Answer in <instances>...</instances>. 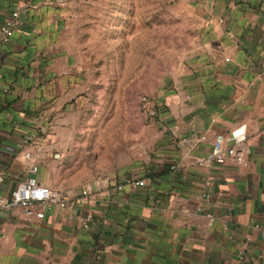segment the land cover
Listing matches in <instances>:
<instances>
[{"label": "crops", "instance_id": "1", "mask_svg": "<svg viewBox=\"0 0 264 264\" xmlns=\"http://www.w3.org/2000/svg\"><path fill=\"white\" fill-rule=\"evenodd\" d=\"M191 1L199 36L153 101L159 117L138 130L131 167L97 177L76 155L84 80L59 51L58 0H0V27L13 12L24 24L0 55V196L30 178L97 192L43 220L0 210V264H264V0ZM240 125L248 167L171 170L192 130L204 155ZM127 177L146 187L117 192Z\"/></svg>", "mask_w": 264, "mask_h": 264}, {"label": "rangeland", "instance_id": "2", "mask_svg": "<svg viewBox=\"0 0 264 264\" xmlns=\"http://www.w3.org/2000/svg\"><path fill=\"white\" fill-rule=\"evenodd\" d=\"M191 2L58 0L59 51L84 80L76 155L97 177L130 166L138 130L149 121L141 98L156 100L193 51L199 34Z\"/></svg>", "mask_w": 264, "mask_h": 264}, {"label": "built area", "instance_id": "3", "mask_svg": "<svg viewBox=\"0 0 264 264\" xmlns=\"http://www.w3.org/2000/svg\"><path fill=\"white\" fill-rule=\"evenodd\" d=\"M23 25L20 14L18 12H13L10 18L0 27V55L3 53L5 46L11 41L14 32L23 27ZM140 102L143 113L149 120L153 121L154 118L159 117L160 108H158V105L154 104L150 98L143 97ZM49 122L50 121L44 120L43 123L46 124L45 126H48ZM262 133H264V131ZM32 140L33 137L28 138L26 143H31ZM246 142V127L240 125L228 134L216 136L213 140L212 148L207 154L197 155L196 151L208 143V138L192 130L188 139L181 140V143L187 144V147L180 150L179 160L171 166V170L175 171L179 168L211 169L213 167L225 165L230 159L234 160L238 167L246 168L249 165V150ZM25 157L29 159L31 155L28 153ZM37 171V166L31 168L32 174L35 175ZM4 182L5 176L0 172V184ZM115 187L117 192H122L125 188L137 190L145 188L146 181L138 180L134 177H127L121 184ZM96 196L97 192L91 184H86L75 192L70 190L59 191L43 186L35 178H30L20 183L10 197L0 196V210L21 209L24 210L28 216H34L38 220H43L47 213L56 208L69 210L75 203H80L82 206L94 204V202L96 203ZM198 211L203 212L204 210L199 208ZM207 217L210 220V224H212L213 216L207 213ZM91 219V214L83 218V220ZM240 257L242 259L243 255Z\"/></svg>", "mask_w": 264, "mask_h": 264}, {"label": "trees", "instance_id": "4", "mask_svg": "<svg viewBox=\"0 0 264 264\" xmlns=\"http://www.w3.org/2000/svg\"><path fill=\"white\" fill-rule=\"evenodd\" d=\"M141 101V100H140ZM140 112L143 114V115H145L144 113H143V110H142V108H141V102H140Z\"/></svg>", "mask_w": 264, "mask_h": 264}]
</instances>
